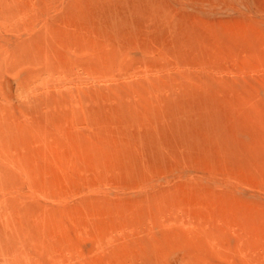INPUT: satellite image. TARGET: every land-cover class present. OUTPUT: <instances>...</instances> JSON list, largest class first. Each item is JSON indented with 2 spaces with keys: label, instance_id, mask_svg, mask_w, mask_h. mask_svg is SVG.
Segmentation results:
<instances>
[{
  "label": "rangeland",
  "instance_id": "374dc122",
  "mask_svg": "<svg viewBox=\"0 0 264 264\" xmlns=\"http://www.w3.org/2000/svg\"><path fill=\"white\" fill-rule=\"evenodd\" d=\"M145 78L186 141L133 164L110 95ZM0 264H264V0H0Z\"/></svg>",
  "mask_w": 264,
  "mask_h": 264
},
{
  "label": "bare ground",
  "instance_id": "6f19581e",
  "mask_svg": "<svg viewBox=\"0 0 264 264\" xmlns=\"http://www.w3.org/2000/svg\"><path fill=\"white\" fill-rule=\"evenodd\" d=\"M119 14V12H118ZM120 15V14H119ZM126 21L128 19H125ZM169 20V19H168ZM122 22V26H119V27H116L115 29H113V31L111 32L113 35H114V39L113 41H115L116 39H118V41L116 40L115 42L118 43V46L121 45L122 43L125 44V41L126 40H122L120 38L121 35V29L122 31L126 29L127 25L125 22L121 21ZM144 30V29H143ZM143 33V32H142ZM138 36V35H137ZM137 38V37H135ZM112 39V38H111ZM133 40V39H132ZM112 41V40H111ZM116 43V44H117ZM117 46V47H118ZM121 48V47H120ZM118 47L119 50H117L116 52L119 54V61L121 63V68L122 67H125L127 68V65H128V61L127 59H125L124 57V54L121 53L123 51H121ZM126 55V54H125ZM122 56V57H121ZM124 56V57H123ZM8 60V59H7ZM10 61V59H9ZM14 61V60H13ZM4 62V61H3ZM109 63V62H108ZM8 64V63H6ZM14 66V65H13ZM131 68V67H130ZM27 77V76H26ZM142 78V77H141ZM157 79V78H156ZM184 80V79H183ZM169 82V81H168ZM161 83H164V81H160V80H152V79H148V78H145V79H139L137 81V83H132L129 87H128V90L126 92V94L124 93H119V91L115 94V96L113 95V93H111L112 95V98H111V101H115L116 103V110H113V108L110 110V113L113 114L110 116L109 114V118H110V121H111V117L113 118L112 120H116L117 123L120 125V127L123 129V131L125 132V130H127L129 127L132 128V127H142L145 126V129L148 130L147 133L144 132V136L142 141L141 142V146L140 148H126L125 151H122L124 149H120L121 151L120 152H117L115 153L114 155L116 154H119V155H122L123 158H126L128 159V162L130 163H133V164H137L139 163V161L137 162V160H135V155L136 153H145L146 154V159L147 161L148 160H151L153 161H160L161 160V157H162V154L164 153V149H166V147H169V142L166 140L167 136L170 137V136H177V137H180L181 138V141L184 142L186 141V138H184V134H186V132L184 133L182 129V125L180 123V121L182 120H179V119H182V117L186 116V113L187 112H182L180 113L177 109L175 110H172V108L170 109L171 105V101L169 100H166L165 97L163 96L162 98L161 95L158 99V96L156 95V98L155 99H151L149 100V98H147L148 100L145 99L143 93L152 88L154 84H161ZM165 85V84H163ZM168 86V85H167ZM159 87V86H158ZM162 87V86H161ZM165 88V87H164ZM163 88V89H164ZM169 88V87H168ZM171 88V87H170ZM118 89V88H117ZM123 90V88H122ZM167 90V89H165ZM112 91V90H111ZM172 91V90H171ZM170 91V92H171ZM175 91V89H174ZM110 92V90H109ZM115 92V90H114ZM147 92V91H146ZM157 92V91H156ZM155 92V93H156ZM168 92V91H167ZM161 93V92H160ZM110 94V93H108ZM106 94V95H108ZM136 95V96H134ZM154 95V97H155ZM188 95L187 93L186 94H183V96H186ZM96 96V95H95ZM109 96V95H108ZM146 96V95H145ZM106 97V96H105ZM133 97H138L136 99V101H133ZM131 100L127 103L126 101H128V99ZM182 98V97H181ZM178 99V98H177ZM126 100V101H125ZM181 100V99H180ZM183 102V101H182ZM173 103V102H172ZM176 103V102H175ZM174 104V103H173ZM195 105V104H194ZM128 108V109H131L133 111H140L141 113L140 114H134L133 117L131 116H126L124 114V110L123 108ZM180 107V106H179ZM115 108V107H114ZM124 108V109H125ZM180 109V108H179ZM182 109V107H181ZM126 110V109H125ZM124 111V112H123ZM199 112V111H198ZM197 112V113H198ZM212 112V111H211ZM210 112V113H211ZM228 112V111H227ZM129 113V112H128ZM199 116H201V113H198ZM209 114V113H208ZM188 116V115H187ZM206 116V115H205ZM208 116V115H207ZM108 117V116H107ZM159 117L162 118H165L168 122V125L170 127H172V129L170 128L168 130L169 133H165V131H163V128L162 129H159L158 126H162L160 125L159 122H157L159 120ZM207 118V117H206ZM151 121V125H157L156 127H152L151 125H149L148 123H146L147 121ZM187 120V119H186ZM102 121V120H101ZM105 121V120H104ZM164 121V120H163ZM214 116H209L207 119H203L202 120V126L203 129L206 130V133L210 134L211 137H213V140H216L218 139L219 135H216V126L214 124ZM166 122V123H167ZM186 122V121H185ZM114 123V122H113ZM116 123V122H115ZM155 123V124H154ZM110 124V123H109ZM148 125V126H147ZM116 126V125H115ZM174 127V128H173ZM191 128L194 127V126H190ZM189 127V128H190ZM115 128V127H114ZM184 128V127H183ZM120 129V128H119ZM86 131V130H85ZM100 131V130H99ZM202 131V129H201ZM115 132H116V129H115ZM131 132V131H130ZM78 134V133H77ZM123 134V133H122ZM120 135V134H119ZM118 135V136H119ZM129 135V134H128ZM198 135V134H197ZM202 135V134H201ZM205 135V134H204ZM117 136V135H116ZM121 136V135H120ZM194 136V134H193ZM216 136H218L216 138ZM102 137V135H101ZM142 137V136H141ZM183 137V138H182ZM192 137V136H191ZM199 137V136H198ZM206 137V135H205ZM118 138V137H117ZM193 138V137H192ZM200 138V137H199ZM103 139V138H102ZM119 139V138H118ZM196 139V137H195ZM194 139V140H195ZM226 139V138H225ZM80 140V139H79ZM95 140V139H94ZM100 140V139H99ZM137 140V139H136ZM219 140V139H218ZM81 141V140H80ZM86 141V140H85ZM89 141V140H88ZM124 141V139H123ZM91 142V141H90ZM95 142V141H94ZM211 142V141H210ZM87 143V142H86ZM98 143V142H97ZM208 143V142H207ZM85 144V143H84ZM101 144V142H100ZM123 144V143H122ZM185 144V143H184ZM212 144V143H211ZM231 144V143H230ZM81 145V144H80ZM106 145L107 144H103ZM121 145V144H120ZM125 145V144H124ZM123 145V146H124ZM133 145V144H132ZM205 145V144H204ZM225 145V144H224ZM96 146V145H95ZM102 146V145H100ZM122 146V147H123ZM166 146V147H164ZM210 146V145H209ZM90 147V146H89ZM99 147V146H98ZM108 147V146H107ZM106 147V148H107ZM110 147V146H109ZM121 147V148H122ZM129 147V146H128ZM176 147V146H175ZM85 148V147H84ZM106 148H97V147H90L89 149H87V152H86V159L88 161V164L89 165H92V166H95V165H99L101 164L103 161H105L108 157H109V154L108 151L106 150ZM111 148V147H110ZM191 148V147H190ZM211 148V147H210ZM81 149V148H80ZM169 149H172V147H169ZM207 149V148H206ZM212 149V148H211ZM218 149V148H217ZM192 150V149H191ZM119 151V150H118ZM173 151V150H171ZM113 152V151H112ZM170 152V151H169ZM166 153V152H165ZM82 154V153H81ZM75 155V154H74ZM112 155V154H111ZM228 155V154H227ZM113 156V155H112ZM198 156V155H197ZM105 157H107L105 159ZM117 157V156H116ZM137 157V156H136ZM190 157V156H189ZM211 157V155H210ZM214 157V156H213ZM139 158V157H138ZM114 159V157H113ZM197 159V158H196ZM218 159V158H217ZM117 160V159H116ZM115 160V161H116ZM122 160V159H121ZM139 160V159H138ZM219 160L221 161L220 157H219ZM226 160V159H225ZM183 161V160H182ZM192 161V160H191ZM198 161V160H197ZM109 162H112V161H109ZM190 163V162H189ZM223 163V161H222ZM74 164V163H73ZM110 164V163H109ZM125 164V163H124ZM127 164V163H126ZM129 164V163H128ZM188 164V163H187ZM138 166V165H137ZM139 166H141V164H139ZM156 166V164H155ZM102 167V166H101ZM133 167V165H132ZM136 167V166H135ZM149 167V165H148ZM146 168V166H145ZM143 168V169H145ZM158 168V167H157ZM150 169V168H149ZM156 170V169H155ZM152 171V170H150ZM149 171V172H150ZM148 172V173H149ZM153 174V173H152ZM151 175V174H150ZM154 176V175H153ZM260 207V206H258ZM260 210V209H259ZM108 212V211H107ZM247 224V223H246ZM260 226V225H259ZM247 228V227H246ZM256 229V228H255ZM263 229V228H262ZM261 231V230H260ZM257 238V237H256ZM259 239V238H257ZM262 240V239H261ZM259 240V242L261 241ZM258 242V240H257ZM261 243V242H260ZM259 245V244H258Z\"/></svg>",
  "mask_w": 264,
  "mask_h": 264
}]
</instances>
